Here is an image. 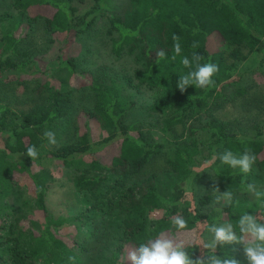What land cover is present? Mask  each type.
Here are the masks:
<instances>
[{"label": "trees", "instance_id": "16d2710c", "mask_svg": "<svg viewBox=\"0 0 264 264\" xmlns=\"http://www.w3.org/2000/svg\"><path fill=\"white\" fill-rule=\"evenodd\" d=\"M92 1L89 9L79 12L76 0H14L13 6L21 15L12 29L0 37V74L10 71L36 76L42 72L37 62L21 57L27 32L23 27L24 16L28 15L30 22L43 19L50 34H85L93 29L100 15L110 11L107 34L111 38L112 54L135 56L138 68L127 79L128 85L134 87L137 82L138 86L156 90L149 110L164 116L162 130L165 133L197 119L212 100L220 97L225 83L240 79L238 63L246 58L242 52L244 48L261 54L257 72L264 79V0H128L122 11L112 9L113 0ZM38 8H47L52 13H30ZM173 34L180 37L182 55L191 57L196 52L203 57L202 64L211 62L219 66L213 76V86L206 89L189 87L183 93L176 87L180 76L189 69L180 63V57L171 60ZM194 42L196 48H193ZM228 46L233 47L229 53L224 48ZM161 49L167 56L156 60V52ZM57 63L56 69L64 67L74 72L73 60L60 58ZM91 89L95 103L90 112H81L77 117L75 139L50 151L44 149L46 138L43 133L53 132L57 124L71 115L72 90H54L48 83L40 84L33 92L31 106L17 111L0 99V167L3 168L0 220L3 222L10 215L7 198L13 194L12 185L25 176H30L36 187V206L44 220V224L30 221L27 226L23 225L22 219L17 220L15 227L21 229L15 238L6 239L12 243L10 245L0 236V264H37V260L44 264H81L75 249L79 242L71 235L62 234L61 230L75 222L86 225L98 212L106 209L119 210L123 217V235L117 247L120 264H130L126 262L128 251L155 239L161 232L175 235L180 240L187 233L193 234L186 250L193 259L199 258L206 254L200 242L206 241L203 235L208 225L230 222L235 226L244 213L264 215V197L250 201L239 196L241 189L252 181L255 169L264 175V126L249 136L231 130L215 119L201 128L211 137L206 159L202 158L196 140H178L175 144L167 160L171 171L163 176L173 181L172 188L164 186L160 175L153 174L126 189L114 201L112 191L125 186L126 180L140 174L152 160L161 157L164 144L153 141L141 131L132 134L134 125L126 124L124 120L127 108L121 85L96 82L91 84ZM47 94L49 97L43 99ZM92 119L108 133L101 141L93 139ZM190 130L196 134L200 129ZM29 146H35L38 151L35 160L26 155ZM110 147H113L112 155L107 160L101 158L100 153ZM227 150L236 155L251 150L256 156L251 172L244 174L238 168L221 163L218 158L212 159ZM51 161L77 173L75 187L88 190L94 199L86 212L72 219H54L48 213L44 199L47 177L38 176L33 168ZM205 169L214 174L215 188L233 194L232 201L217 214L203 215L201 211L211 203V194L195 196L194 193L196 180L206 178L201 176ZM109 174L116 176L110 186L107 183ZM205 186L210 190V183L205 182ZM177 215L188 223L183 233H177L173 228L171 220ZM203 221H207V225ZM2 222L0 231L4 228ZM216 255L233 257L223 247L217 248Z\"/></svg>", "mask_w": 264, "mask_h": 264}, {"label": "rangeland", "instance_id": "374dc122", "mask_svg": "<svg viewBox=\"0 0 264 264\" xmlns=\"http://www.w3.org/2000/svg\"><path fill=\"white\" fill-rule=\"evenodd\" d=\"M128 0H113L112 9L122 11ZM14 0H0V37L10 31L13 24L20 18L21 12L15 9ZM93 5L92 0L80 2L76 0L79 12H84ZM111 9V10H112ZM31 14H50L47 8H38ZM111 12L106 11L97 19L93 29L85 34L55 33L50 34L43 19L30 22L24 16L26 37L23 41L21 57H28L39 65L41 73L36 76L7 71L0 74V99L3 103H10L17 111L28 109L31 106L33 92L40 84L48 83L54 90H72L73 109L71 115L57 124L53 130L56 136V145H50L46 139L44 142L45 151H50L61 145L69 144L75 139L74 127L77 117L81 112H90L95 100L91 89L92 83L113 84L117 83L123 87L122 97L125 100L127 113L125 122L134 125L133 135L139 131L143 132L153 141L164 144L163 155L151 161L146 168L138 175L126 180L125 186L119 187L111 193V198L116 201L119 196L128 188L141 183L150 177L158 174L161 176L164 186L172 188L169 178L163 177L170 172L167 160L171 157L172 149L178 140H196L200 144L202 158L206 159L210 144V134L201 128L213 119L225 123L231 130L241 134L252 136L258 127L264 126V79L257 72L261 54L250 52L248 48L242 50L246 58L238 63L240 79L235 82H228L221 87V95L211 101L210 106L195 120L187 123L186 126H179L171 133L162 130L163 115L152 113L149 108L153 103L156 90L146 86L134 87L128 85L127 79L132 77L138 65L134 55L124 54L116 57L111 51V38L107 31ZM31 23V24H30ZM217 45V44H216ZM229 53L233 47H224ZM73 60L74 72L67 68L56 69L59 59ZM50 71H52L50 73ZM43 99H47L49 96ZM39 101L41 99L37 98ZM191 128L200 129L193 134ZM93 139L98 142L107 137L108 133L95 119L91 120ZM113 147L102 151L100 157L107 160L112 155ZM200 158V157H199ZM7 159H10L7 158ZM203 170V169H202ZM201 170V171H202ZM33 171L38 176H46L45 205L52 218L72 219L86 212L94 203V199L88 190H79L74 185L77 173L65 169L53 161L36 165ZM3 168L0 167V176ZM201 176L194 183L195 196L205 194L212 195V201L204 206L201 211L203 215L220 213L226 206L227 201L221 200L216 203L218 193L215 191L217 180L214 174L205 169ZM107 182L112 185L116 176H110ZM206 183H210V190H207ZM251 184H254L258 191H264V175L257 169L252 177ZM249 183V184H250ZM248 185V184H247ZM247 185L241 189L239 196L250 201L255 196L247 191ZM13 194L7 198L9 202L10 215L6 217L3 230L0 236L7 245L12 244L6 239H13L19 231L17 220L22 219L23 225L27 226L30 221L44 224L42 212L36 206L37 190L30 176H25L13 185ZM107 189L103 187V189ZM104 189V190H105ZM222 194V192L219 190ZM122 215L119 210L106 209L98 212L86 225H73L61 230L62 234L71 235L79 242L75 249L79 255L81 264H120L117 258V247L121 243L123 235ZM216 225L226 223L216 222ZM212 225V224H210ZM207 229V227H206ZM75 237V238H74ZM193 234H185L181 240L187 242L193 239ZM204 239L209 241L211 233L205 230ZM180 240V239H178ZM24 242V240H23ZM227 249L233 257L240 261V264H248L243 252V247L238 244L218 246ZM37 264H44V261L37 260Z\"/></svg>", "mask_w": 264, "mask_h": 264}, {"label": "clouds", "instance_id": "9594fccd", "mask_svg": "<svg viewBox=\"0 0 264 264\" xmlns=\"http://www.w3.org/2000/svg\"><path fill=\"white\" fill-rule=\"evenodd\" d=\"M173 55L171 60L175 61L180 57V63L189 71L181 75L176 87L183 93L187 88L194 87L206 89L214 85L213 76L219 71V66L208 62L201 63L203 59L198 53L193 52L191 57L182 55L183 49L180 43V37L173 34ZM197 44L193 43V48ZM167 53L161 49L156 52V60L163 59ZM44 137L50 145H56L57 140L55 133L45 131ZM27 157L35 160L38 157V151L35 146H29L26 152ZM221 163L228 165L233 169H239L240 172L248 174L256 161V156L251 150H245L241 155H236L232 151L227 150L218 157ZM218 193L216 203L221 200L231 202L233 194L230 191L220 193L218 188H214ZM247 191L253 194L257 200L264 197V192L258 191L254 184L247 185ZM173 228L177 233H183L188 228L187 221L182 216H175L171 220ZM207 225V221H203ZM211 233L209 241H201V246L206 250V254L199 258L193 259L187 247L189 242L178 240L175 235H168L161 232L155 239H149L146 243L140 244L138 247L128 251L126 262L130 264H240V261L234 257L223 255L217 256L218 246L239 244L243 247V252L248 264H264V215H253L249 213L242 214L236 225L226 223L222 225H208L206 229ZM70 260L73 258H69Z\"/></svg>", "mask_w": 264, "mask_h": 264}]
</instances>
